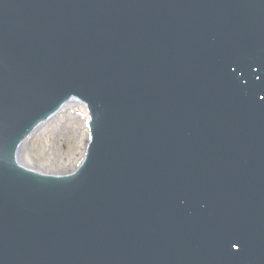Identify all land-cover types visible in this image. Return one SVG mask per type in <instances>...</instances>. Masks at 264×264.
<instances>
[{"label":"water","instance_id":"obj_1","mask_svg":"<svg viewBox=\"0 0 264 264\" xmlns=\"http://www.w3.org/2000/svg\"><path fill=\"white\" fill-rule=\"evenodd\" d=\"M72 95L82 165L20 166ZM0 264H264V0H0Z\"/></svg>","mask_w":264,"mask_h":264},{"label":"rangeland","instance_id":"obj_2","mask_svg":"<svg viewBox=\"0 0 264 264\" xmlns=\"http://www.w3.org/2000/svg\"><path fill=\"white\" fill-rule=\"evenodd\" d=\"M70 104L71 103L66 104V106L62 110H65L66 113L72 112L73 114L75 113L77 115L78 113H76V111H72V106ZM44 125L40 124V127L37 128V131H41ZM59 127L60 125L56 128ZM74 128L75 127L72 125H64L61 129L52 134L48 139H42L38 136L35 137L32 135L30 137L28 136L29 138L27 137L25 139V142L23 143L24 145L21 149L20 158L23 160H26L27 158L29 161L39 164L46 162L49 158L52 157L55 158V160L59 161L60 165L58 168L55 166H52L51 168L49 166L47 170L51 169V171L54 172L52 174L55 175L72 173L83 161V157L86 153L87 145L90 140V135L88 134V141H86L85 144L83 143L84 145L82 144L79 146L77 144L78 139H76L73 131ZM37 131L36 133H38ZM73 155L76 156L72 158ZM71 158L72 160H70ZM67 160L70 161L64 162Z\"/></svg>","mask_w":264,"mask_h":264},{"label":"bare ground","instance_id":"obj_3","mask_svg":"<svg viewBox=\"0 0 264 264\" xmlns=\"http://www.w3.org/2000/svg\"><path fill=\"white\" fill-rule=\"evenodd\" d=\"M68 103H71L70 105L72 106V111H76V113H78L77 115L72 112L70 113H66L65 110H62L66 104L68 103H64L63 105H60L58 107V109L51 113V115L49 116V118H47L48 120L40 124L44 125V127L42 128V130H38L37 128L40 127L38 124L37 128L35 131H33L31 134H29V137L35 136V137H39V138H49L52 134H54L56 131H58L59 129H61L64 125H69V126H74L75 128L73 129L74 134L76 136V139H78L77 144L80 146L83 143L85 144L86 141H88L89 135L90 138L92 137L91 135V130L88 124V118H89V113H88V105L86 101H80L78 98L76 97H71L69 99V101H67ZM59 128H56L57 126H59ZM40 128V129H41ZM36 131L38 133H36ZM36 133V134H35ZM89 134V135H88ZM28 137V138H29ZM24 143V142H23ZM21 144L20 147L18 148V152H17V156L16 159L19 162V164L24 167V168H28L31 169L35 172H41V173H49L52 174L54 173L53 171L47 170V168L50 166L52 168V166L55 167H59L60 162L55 160V158H49L46 162L44 163H39L36 164L32 161H29L27 158L26 160H23L20 158V153H21V149L23 147L24 144ZM83 144V145H84ZM76 155H73V157H75ZM72 158L70 160H72ZM54 159V160H53ZM70 160L64 161V162H69ZM76 161V160H75ZM62 162V161H61ZM83 163V161L80 163L79 166H81ZM78 166V167H79ZM77 167V168H78ZM62 175V174H61ZM61 175H54V176H61Z\"/></svg>","mask_w":264,"mask_h":264}]
</instances>
